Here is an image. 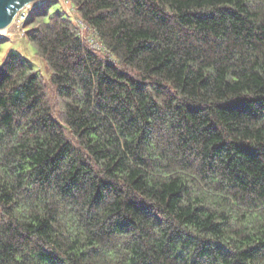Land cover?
I'll return each instance as SVG.
<instances>
[{
  "label": "trees",
  "instance_id": "16d2710c",
  "mask_svg": "<svg viewBox=\"0 0 264 264\" xmlns=\"http://www.w3.org/2000/svg\"><path fill=\"white\" fill-rule=\"evenodd\" d=\"M71 3L0 38V264H264V0Z\"/></svg>",
  "mask_w": 264,
  "mask_h": 264
},
{
  "label": "rangeland",
  "instance_id": "374dc122",
  "mask_svg": "<svg viewBox=\"0 0 264 264\" xmlns=\"http://www.w3.org/2000/svg\"><path fill=\"white\" fill-rule=\"evenodd\" d=\"M61 2L63 6L65 7V9L70 14V16L73 17V22L76 24L80 33L90 43V38L93 35L92 30L88 28V26L85 23L83 24L79 23L82 20L79 18L78 14L76 13V9L71 3V0H55V1L35 0L29 3L24 9L26 11L29 10V12L31 13V12L38 11L46 7L50 12H53L54 10L61 7ZM22 28L23 27L18 28L14 22L10 26H8L6 29H2L3 31L1 30L0 38H2L5 41L4 48L9 49L11 47L17 51H20L21 54L24 55L31 62V64L34 65V67L38 66L39 69L42 71V73H44L43 75L47 77L46 76L47 73L45 72V69L43 67L44 65H42L41 62H39V59L37 58V55L34 52L35 47L33 46V44L26 41L24 32H22Z\"/></svg>",
  "mask_w": 264,
  "mask_h": 264
},
{
  "label": "water",
  "instance_id": "95a60500",
  "mask_svg": "<svg viewBox=\"0 0 264 264\" xmlns=\"http://www.w3.org/2000/svg\"><path fill=\"white\" fill-rule=\"evenodd\" d=\"M35 0H0V30L13 22L15 15Z\"/></svg>",
  "mask_w": 264,
  "mask_h": 264
},
{
  "label": "built area",
  "instance_id": "2783aa9c",
  "mask_svg": "<svg viewBox=\"0 0 264 264\" xmlns=\"http://www.w3.org/2000/svg\"><path fill=\"white\" fill-rule=\"evenodd\" d=\"M25 8V7H24ZM21 9L16 15H15V17H14V19H13V22L12 23H14L15 22V24L17 25V27L19 28H21V27H23V23H24V21H25V19H26V17H27V14H28V10L26 11L25 9ZM80 24H83V22L82 21H80L79 22ZM22 32H24L23 31V28H22ZM92 33H93V35H92V37L90 38V43H91V45L93 46V47H98L99 46V43H98V41H97V38H96V36H95V34H94V32L92 31ZM98 44V45H97Z\"/></svg>",
  "mask_w": 264,
  "mask_h": 264
},
{
  "label": "bare ground",
  "instance_id": "6f19581e",
  "mask_svg": "<svg viewBox=\"0 0 264 264\" xmlns=\"http://www.w3.org/2000/svg\"><path fill=\"white\" fill-rule=\"evenodd\" d=\"M3 31V30H2ZM0 32H1V30H0Z\"/></svg>",
  "mask_w": 264,
  "mask_h": 264
}]
</instances>
